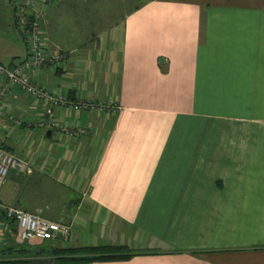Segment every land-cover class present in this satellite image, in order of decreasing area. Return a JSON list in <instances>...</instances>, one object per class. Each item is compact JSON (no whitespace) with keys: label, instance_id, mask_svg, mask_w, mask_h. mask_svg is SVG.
<instances>
[{"label":"crops","instance_id":"obj_1","mask_svg":"<svg viewBox=\"0 0 264 264\" xmlns=\"http://www.w3.org/2000/svg\"><path fill=\"white\" fill-rule=\"evenodd\" d=\"M107 1L137 7L101 13ZM15 2L0 0L4 66L28 56ZM43 20L68 58L28 75L64 102L49 121L42 101L5 98L0 145L28 170L9 171L0 202L70 224L59 247L131 256L85 264H264V0H61ZM217 97L235 108L212 111ZM34 248L22 260L61 264Z\"/></svg>","mask_w":264,"mask_h":264},{"label":"built area","instance_id":"obj_2","mask_svg":"<svg viewBox=\"0 0 264 264\" xmlns=\"http://www.w3.org/2000/svg\"><path fill=\"white\" fill-rule=\"evenodd\" d=\"M61 0H16L14 3V24L21 35L29 39L28 56L20 64L4 66L0 64V77L5 82L0 87V111L5 98L18 89L26 96L42 101L46 105L45 114L49 121L53 120L54 109L63 104L64 100L58 96L49 94L45 89L31 82L28 71L47 64L44 55L47 43L41 31V21L46 9L50 5L59 4ZM62 63L53 62V66L59 67ZM73 111L94 110L105 112L113 109L103 104L81 102L71 104ZM53 126V124H52ZM63 135L83 134L80 128L69 130L61 128ZM28 165L25 160L16 158L0 145V191L4 186L10 170L26 172ZM70 224L55 222L38 215L25 212L19 208L8 207L0 202V245L6 238H13L18 244L45 243L60 240L66 242L71 235Z\"/></svg>","mask_w":264,"mask_h":264},{"label":"rangeland","instance_id":"obj_3","mask_svg":"<svg viewBox=\"0 0 264 264\" xmlns=\"http://www.w3.org/2000/svg\"><path fill=\"white\" fill-rule=\"evenodd\" d=\"M120 0H116V3L119 2ZM108 1L106 3H104L103 5L100 6V10L101 13L107 12L110 8L111 9H115L116 12V16L122 15L123 13H127L128 10H133L136 6L135 3H132V5H120V4H114V5H107ZM108 9V10H107ZM110 9L109 12L113 11ZM44 22L41 21V25ZM44 36V35H43ZM45 37V36H44ZM47 46L44 52V55L46 57V60L49 64H52L53 62H59L60 63H65V61L67 60V53L64 52L61 48H59V46H56L55 44H53L51 41H46ZM20 44L21 47H23V42L20 40ZM3 63H7L6 60H2ZM53 66V65H52ZM211 75H212V81L216 80L219 83H223L225 84L227 82L226 76L224 74V70H211ZM215 84H212V87ZM215 88H218V86H214ZM216 95H213L212 97H215ZM218 98V97H217ZM201 101V100H200ZM180 105H185V102H179ZM203 105V102H197V106L200 107ZM111 107H115V106H111ZM210 108L212 109V111L217 110L218 112H223V111H227L228 109H233L235 108L234 104L231 102H226V100L224 99V97L222 98H218V100H213L210 102ZM11 241H13L11 244H14L17 248V250L19 251H26V248H34V252H39V251H43L42 249H44L46 252L54 254L58 259H63L64 261H61V263H65V264H80L82 260H85L87 258H90L92 256L95 255L94 250H92V248L90 247H81V248H70V247H59L57 245H55L54 243H50V242H46V243H39V244H43L42 246H35L33 243H23V244H18L16 242H14V239L12 238ZM23 245H27L29 247H22ZM34 245V246H32ZM37 245V244H36ZM42 248V249H41ZM123 250H121L122 252ZM27 258V257H26Z\"/></svg>","mask_w":264,"mask_h":264},{"label":"trees","instance_id":"obj_4","mask_svg":"<svg viewBox=\"0 0 264 264\" xmlns=\"http://www.w3.org/2000/svg\"><path fill=\"white\" fill-rule=\"evenodd\" d=\"M4 149V148H3ZM46 243V242H45ZM94 250L95 255L82 260L81 263H91L94 261H116V260H127L131 256L128 254H120L122 248L116 247H100V248H92ZM24 254H27L26 251H18L16 246L13 245L12 248L4 249L0 248V257L4 258L1 264H28L29 262L22 260ZM64 261L63 259L55 260V263H61ZM63 264V263H61Z\"/></svg>","mask_w":264,"mask_h":264}]
</instances>
